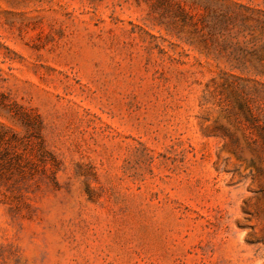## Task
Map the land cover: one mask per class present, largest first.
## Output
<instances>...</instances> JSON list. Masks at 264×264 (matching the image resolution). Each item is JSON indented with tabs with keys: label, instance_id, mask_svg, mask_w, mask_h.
<instances>
[{
	"label": "rangeland",
	"instance_id": "1",
	"mask_svg": "<svg viewBox=\"0 0 264 264\" xmlns=\"http://www.w3.org/2000/svg\"><path fill=\"white\" fill-rule=\"evenodd\" d=\"M260 17L0 0V264H264Z\"/></svg>",
	"mask_w": 264,
	"mask_h": 264
},
{
	"label": "trees",
	"instance_id": "2",
	"mask_svg": "<svg viewBox=\"0 0 264 264\" xmlns=\"http://www.w3.org/2000/svg\"><path fill=\"white\" fill-rule=\"evenodd\" d=\"M220 15H218V16H216L217 18L219 17ZM221 18H223L224 16H220ZM237 15L235 14L234 15V18H231V17H229V20H233V19H237ZM256 21H255V27H260V28H264V17H260V18H258V19H255ZM234 21V20H233ZM241 27L243 28V29H253L252 27H250V26H245V25H241ZM241 107H243V106H241ZM247 115H248V117L249 118H251L255 123H258L259 121H258V118L257 117H254V115L250 112V110L249 109H247ZM258 128H259V130L261 131V134L263 135V137H264V123H259L258 124Z\"/></svg>",
	"mask_w": 264,
	"mask_h": 264
}]
</instances>
